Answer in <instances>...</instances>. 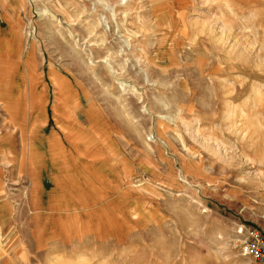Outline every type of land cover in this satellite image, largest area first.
I'll use <instances>...</instances> for the list:
<instances>
[{
	"label": "rangeland",
	"instance_id": "rangeland-1",
	"mask_svg": "<svg viewBox=\"0 0 264 264\" xmlns=\"http://www.w3.org/2000/svg\"><path fill=\"white\" fill-rule=\"evenodd\" d=\"M0 144V264H264V0H0Z\"/></svg>",
	"mask_w": 264,
	"mask_h": 264
},
{
	"label": "built area",
	"instance_id": "built-area-1",
	"mask_svg": "<svg viewBox=\"0 0 264 264\" xmlns=\"http://www.w3.org/2000/svg\"><path fill=\"white\" fill-rule=\"evenodd\" d=\"M243 237V254L264 263L263 234L255 228H245Z\"/></svg>",
	"mask_w": 264,
	"mask_h": 264
},
{
	"label": "bare ground",
	"instance_id": "bare-ground-1",
	"mask_svg": "<svg viewBox=\"0 0 264 264\" xmlns=\"http://www.w3.org/2000/svg\"><path fill=\"white\" fill-rule=\"evenodd\" d=\"M111 69H112V67H111ZM52 80L56 84V86H57V84H59L58 78L55 75L52 76ZM59 126H60L59 128L64 133L67 145H69L70 150H75L78 146H80V144L76 143L77 129L79 127H77L75 130L72 129V130L66 131L61 125H59ZM49 144L53 147L52 148L53 153H54L53 159H55L53 162L56 164L57 167H59L62 163H64L66 161L67 158H66V156H62L64 153V150L60 147L61 145H60L58 138L54 132H52V136L49 137ZM81 144H83V143H81Z\"/></svg>",
	"mask_w": 264,
	"mask_h": 264
},
{
	"label": "crops",
	"instance_id": "crops-1",
	"mask_svg": "<svg viewBox=\"0 0 264 264\" xmlns=\"http://www.w3.org/2000/svg\"><path fill=\"white\" fill-rule=\"evenodd\" d=\"M11 98L13 99L14 97L12 96ZM14 132H16V131H14ZM2 133L6 137V139H5V145L6 146H9L10 148H11V146L14 145L15 146V150L17 151L19 149L18 146L20 145V137H19V134L18 133H17V135L16 134L13 135V133L12 134L11 133L10 134H6L5 133V130H2ZM0 147H1V144H0ZM6 156L11 159L10 162L13 161V158H12L13 156L12 155H10V156L9 155H6ZM6 156L4 155V158L5 159H7ZM4 158L0 154V169L1 170L4 169L5 167H8L7 164L4 163V161H5ZM16 159H18V155L17 154H16ZM3 171H5V170H2V173L0 175V180H1L2 175L4 173ZM2 213H7V214L10 213V209L7 207V204L5 205L4 203H2V204L0 203V215Z\"/></svg>",
	"mask_w": 264,
	"mask_h": 264
}]
</instances>
